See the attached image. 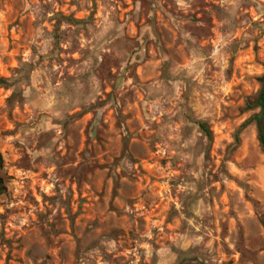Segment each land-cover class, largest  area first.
Wrapping results in <instances>:
<instances>
[{"label":"rangeland","instance_id":"rangeland-1","mask_svg":"<svg viewBox=\"0 0 264 264\" xmlns=\"http://www.w3.org/2000/svg\"><path fill=\"white\" fill-rule=\"evenodd\" d=\"M263 76L264 0H0V264H264Z\"/></svg>","mask_w":264,"mask_h":264},{"label":"trees","instance_id":"trees-1","mask_svg":"<svg viewBox=\"0 0 264 264\" xmlns=\"http://www.w3.org/2000/svg\"><path fill=\"white\" fill-rule=\"evenodd\" d=\"M259 81H260L259 93L256 99L254 100V103L249 107L250 110L258 109L259 112L255 114L254 117H252L249 122L255 123L258 130V139L264 151V76L260 77ZM6 82L7 81L5 79L0 78V84H6ZM200 127L202 131L205 133V135L209 137L210 133L206 129L205 125H200ZM3 168H4V161L0 153V172L3 170ZM5 192H6V186L3 178L0 176V195L4 194Z\"/></svg>","mask_w":264,"mask_h":264}]
</instances>
